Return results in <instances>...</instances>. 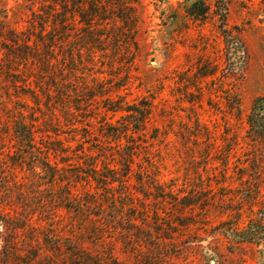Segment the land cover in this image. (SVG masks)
<instances>
[{"label":"rangeland","instance_id":"374dc122","mask_svg":"<svg viewBox=\"0 0 264 264\" xmlns=\"http://www.w3.org/2000/svg\"><path fill=\"white\" fill-rule=\"evenodd\" d=\"M0 23V264H264V0H0Z\"/></svg>","mask_w":264,"mask_h":264},{"label":"trees","instance_id":"16d2710c","mask_svg":"<svg viewBox=\"0 0 264 264\" xmlns=\"http://www.w3.org/2000/svg\"><path fill=\"white\" fill-rule=\"evenodd\" d=\"M97 8H98V6L96 4H93L94 12H96ZM92 17L94 18V15H92ZM92 17H91V20H93ZM2 33H3V30H2V25L0 23V35H2ZM10 34H12V33H10ZM13 41L15 42V45H16L17 44V40L14 39ZM22 47L27 48V45H22ZM8 51H9L8 55L9 54H13L14 55V51L13 50L9 49ZM8 55H6V56L8 57ZM140 113H141L142 118H143L144 115H145V110L143 109L142 111H140ZM248 120H249V125H250L249 136L251 137L252 140L262 141L263 138H264V97H260V98H258V99H256L254 101L253 106L251 108V112L248 115ZM20 125H21V127H19V130H18V132L20 133L19 136L21 138H27L28 137L29 139L32 140L33 137H34V131L31 128H29L27 125H23L22 123H20ZM94 163H95V161L92 160V163H90V169L89 170L92 173L95 174V173H97V169H96V165H95L96 163L95 164ZM77 168H80V167H77ZM52 169L54 171H58L59 170L57 163H55V165L52 167ZM73 176L75 178H78L81 175L78 174V172H77V174L76 175L74 174ZM94 178L96 179V177H94ZM98 180H101V181L103 180L104 183L107 184V180L106 179H102V178L99 179L98 178ZM113 181H114V179H113ZM72 182H76V180L73 179ZM9 185L10 184L4 185V187H0V204L1 205H5L8 202L13 204V202H12V193L13 192L10 189H7V187L10 188ZM70 194H71V196H73V193L70 192ZM86 202H85L86 205H84V203H81L80 199L77 198L76 196L73 197L72 200H71V204H73L72 206L76 210H81L83 208L82 206H85L86 208H88L89 205H87ZM8 206H13V205H8ZM24 219L26 221L28 220V218L26 219V217ZM3 222H4V217L0 213V226H1V224ZM261 236L262 235H260L258 233H254V236H252V238L260 240V239H262Z\"/></svg>","mask_w":264,"mask_h":264}]
</instances>
